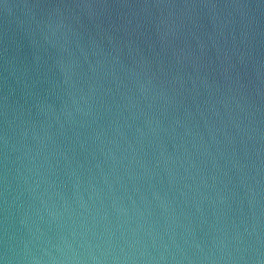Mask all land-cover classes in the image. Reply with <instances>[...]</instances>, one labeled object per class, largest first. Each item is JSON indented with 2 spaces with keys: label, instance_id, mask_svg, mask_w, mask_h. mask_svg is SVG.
<instances>
[{
  "label": "water",
  "instance_id": "water-1",
  "mask_svg": "<svg viewBox=\"0 0 264 264\" xmlns=\"http://www.w3.org/2000/svg\"><path fill=\"white\" fill-rule=\"evenodd\" d=\"M0 264H264V0H0Z\"/></svg>",
  "mask_w": 264,
  "mask_h": 264
}]
</instances>
